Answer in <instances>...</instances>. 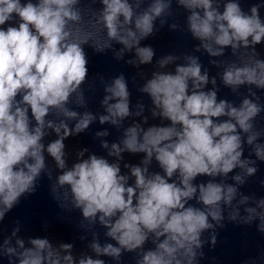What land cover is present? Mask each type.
<instances>
[{"label":"clouds","instance_id":"1","mask_svg":"<svg viewBox=\"0 0 264 264\" xmlns=\"http://www.w3.org/2000/svg\"><path fill=\"white\" fill-rule=\"evenodd\" d=\"M262 8L264 0L247 11L242 0H0V225L36 193L43 175L59 207L79 210L80 228L92 236L90 253L77 252L73 243L20 236L17 220L9 235L0 228V260L121 264L132 254L134 264H199L205 244L216 246L225 213L236 225L259 221L256 230L264 235V198L240 191L256 176L257 161L264 162V127L257 121L264 113ZM178 9L185 24L169 27L198 41L195 52L223 58L230 50L231 58L209 63L222 69V85L242 97L238 104L218 98L217 77L195 55L169 54L153 64L156 53L142 41ZM86 48L111 50L117 60L132 54L126 63L138 69L152 65L150 75L138 73V91L150 106L137 102L133 111L123 73L110 81L97 74L89 84ZM97 83L102 114L87 110L84 86L94 94ZM97 120L114 126L120 139L100 140L106 156L83 148L69 163L65 141ZM107 136L106 129L95 133ZM125 154L141 159L131 163ZM97 225L114 243L100 242ZM242 264H264V250Z\"/></svg>","mask_w":264,"mask_h":264}]
</instances>
